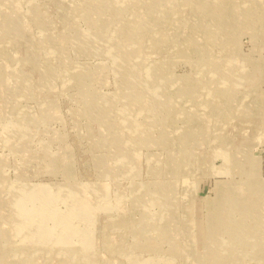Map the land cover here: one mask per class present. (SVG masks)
<instances>
[{
    "label": "rangeland",
    "instance_id": "rangeland-1",
    "mask_svg": "<svg viewBox=\"0 0 264 264\" xmlns=\"http://www.w3.org/2000/svg\"><path fill=\"white\" fill-rule=\"evenodd\" d=\"M84 2L90 3L88 0H0V28L7 16L18 18V25L0 33V75L23 74V79L33 85L15 87V77L10 75L5 87L0 88V264H23L26 258H31L32 264H105V261L132 264V258L137 256L149 259V264H211V261L264 264L262 256H248L245 251L232 250L236 252H233L235 258L220 261L208 254L205 240L211 228L208 229L209 214L204 206L206 198L209 201L215 198L219 184L226 186L228 192L245 180L235 170L224 172L227 157H235L229 152L241 158L248 153L257 159L256 174L251 179H264V0H157V15L150 17V12L146 13L150 8H135L140 12L137 17L143 20L141 29L145 28L137 40H127V45H141L139 56L145 64L154 63L155 67L156 63H163L160 65L168 78L164 87L169 94L166 97H173L177 105L170 117L166 108L149 105L154 119L168 124L148 127L147 137L152 142L140 145L125 142L116 113L123 105L120 99L109 102L113 107V113L107 117L113 122L111 129L105 126V120L99 124L92 121L98 118V107H104L102 99L121 91L119 87L123 83L119 73L113 70V59L107 52V38L117 36L112 28L114 24H95L108 18L109 9L104 5L103 10L88 12L83 9ZM116 2L107 0L108 5ZM223 2L231 6L230 12L224 9ZM76 6L80 7L77 13L73 9ZM237 6H244L245 10L235 12ZM67 12L73 16L66 19L62 27L66 32L52 49L48 31L61 32ZM43 13L50 23L40 17ZM226 13H230L231 20L216 29L213 14L218 18ZM236 14L243 20L242 24L235 18ZM76 29L86 36L98 29L100 32L97 31L92 45L81 46L70 37ZM209 55L213 60L208 59ZM226 70H230L228 75L224 74ZM190 87H193L190 97L181 93ZM150 91H143L145 97H150ZM83 98L97 105L88 114L79 113L85 105ZM148 113L142 109L134 115L145 122L152 119ZM91 125L92 129L88 130ZM190 128H197V133L192 130L191 138H186L184 132ZM164 131L166 139L162 143L158 139L164 137ZM117 133L122 140L115 138ZM185 138L188 142L183 144ZM51 158L55 164L50 170ZM177 159L179 166L173 171L170 165ZM240 162L245 165L246 159ZM70 183L84 188L88 200L94 203V206L89 204L94 213L74 219V233H63L62 240H58V233H62L56 223L58 215L69 212L70 202L73 203L65 190V184L72 186ZM100 185L104 193L99 195L92 188ZM161 185L169 194L171 205L175 204L173 207L162 195L153 193ZM14 188L15 195L26 191L27 195L34 192L35 197H27L23 203L11 207L8 202L13 200L16 204L15 199L9 200ZM44 189L48 191L50 215L41 222L39 217L43 213L38 211L43 210L40 201L44 197L38 199L36 195ZM139 193L142 200L135 203L133 195L140 196ZM261 194L251 190L244 193L247 198L238 202L248 209L232 213L234 220L242 217L249 225V230L242 234L248 244L259 242V237L264 242V233L260 231L264 224L259 225L263 215L259 217L260 213L250 208L261 206L264 202ZM146 211L150 218L141 224ZM119 216L126 225H108ZM187 217L192 226L189 237L182 229ZM26 218L36 219L48 236L43 245L23 254L21 247L36 232L15 228L20 219ZM84 232L91 236L90 248L84 246ZM187 239L191 243L184 245ZM137 241L143 247L133 248ZM119 243L123 244L121 248ZM202 251H205L203 255ZM197 257L201 263L196 261Z\"/></svg>",
    "mask_w": 264,
    "mask_h": 264
},
{
    "label": "bare ground",
    "instance_id": "bare-ground-1",
    "mask_svg": "<svg viewBox=\"0 0 264 264\" xmlns=\"http://www.w3.org/2000/svg\"><path fill=\"white\" fill-rule=\"evenodd\" d=\"M88 2H90L89 5H86V3L84 2V7L85 8L82 7L83 9L87 10L88 12L93 11V10H103L104 5H106L108 7V9H109L108 18L106 20H103V21L97 19L98 21L95 24L97 26L100 25V24L101 25H109V26L111 24H114L113 27L112 26L111 27L113 28V30L115 28L116 32H114V34H117V36H115V37H110L109 36L107 38V40L109 42V45H108L109 48L107 49V52H108V54L113 59V64H114L113 65V70H115V71H117L119 73V76H120V79H121V83H123L122 84L123 86L120 85V87H119V88H121V91H117L114 94H112V96H110V97H108L106 99H102V102L104 103V107H102L101 109H100V107H98L99 108L98 109L99 112H97V117L98 118H97V120H92V121H95L96 123H98L100 120H105V126L107 128H109V129H111L112 128L111 125H112L113 122H112V120L109 119L110 117L109 118H107V117L113 111V107L109 104V102L115 100V98H116V100L120 99V101H123V105H122L121 109H119L118 111H116V113L119 115V124L122 125L123 131H124L123 135H124V138H125V142H129L131 145H134V144H139L140 145V144H143V143H150L152 141L150 140V137H147L148 136L147 135L148 133H147V130L146 129L148 127H152V125L158 126L157 124H159V126H161V124H162V126L164 127V125L166 126L168 124V123H165L163 125V121H161L160 119H154L155 115H151L152 114V108L153 107H155V108H158V107L159 108L160 107L166 108L167 109L166 110V114H167V116L170 117L171 114H173L175 112L174 109H176L175 107H177V105L172 100L173 97L172 98H171V96L170 97H166V96H169V94L167 93V91L165 90L164 87L166 86V84H168L167 82H165L168 78H167V75H166V71L163 70L161 68V65H160V64H163V63L158 62V63L155 64V67H153L154 63L151 64V65L145 64V62L142 61V57L139 56L140 55V50H141V45H139L137 43H132V45H130L132 47L131 48L130 46L127 45V40H132V39H134V40L136 39L137 40V37L139 38L140 32H142V30L145 28V26H144V28L141 29V27L143 26L142 25L143 24V20L141 19L142 18L141 16L137 17L140 12L139 11H136L135 8L137 6L140 7V8H145V9H149L150 8V11H147L146 12L147 14L150 12L148 14V17H150L151 15H157V12H158L157 11V8H156L157 7V5H156L157 0H146L145 2H144V0H117V2L116 3H113L112 5H108L107 0H88ZM143 2H144V4H143ZM57 4L58 3L56 2V5ZM222 5H223L224 9L225 8L227 9V11L230 12L232 10L231 9V6H228L225 2H223ZM79 8H80L79 6H76L75 8L73 7V9L75 10V12H76V9L79 10ZM237 8H235V10L234 9L233 10L235 12L236 11L239 12V11L245 10V7L244 6H242V7L237 6ZM28 12L29 11H27V14H28ZM80 13H82V12H80ZM229 14L228 13L225 14L227 18H224L225 15H223V17H218L217 18L213 14L212 20L214 21V23H213L214 27L216 29H220L221 28L220 26H223V22L224 21L231 20V15L229 16ZM238 14H236V17L235 18L238 17L239 23L242 24L243 20L241 19L240 16H238ZM44 15L45 14L43 13V15H40V17L42 19H44L45 21H48V19H46L45 18L46 16H44ZM232 15H235V13H233ZM72 16H73V14L72 13H69V12H67V13L64 14V16H63L64 18H63L62 25H61V29L62 30L58 34L54 33L51 30L48 31L49 35L51 36V38H50L51 39V42L49 44L50 48L54 49V45L57 44L58 40L61 41L60 38H62V34H64V32H66V31H64V29L62 27H64L66 25L65 24L66 19H70ZM36 17H38V16H36ZM17 19L18 18H14V17H11V16L8 17L7 16V20L6 21L4 20L5 23H4L3 27L0 28V33H3V31L6 30L7 28H9L8 30H10L14 25H16V24L18 25V20ZM241 20H242V22H241ZM41 22H43V21L41 20ZM106 22H107V24H106ZM137 24H138V27L136 26ZM42 26L45 27V25H42ZM42 26H41V28H43ZM15 29H18L17 26H16ZM45 29H46V27H45ZM193 29H194V27H193ZM238 29H239V27H238ZM97 31L100 32L99 29ZM97 31H95L94 34H91L90 33L91 35L86 36V34L79 33V31L76 29L75 30V33H74V36H70V37H71V39H72L73 42H76V41L77 42H80L79 44L81 46H83V43H86V44L88 43V44H91L92 45L96 41V38L98 36ZM44 33H45V31H44ZM76 33H77V35L75 36ZM121 34H123V35H121ZM112 35H113V31H112ZM186 36H188V35H186ZM178 37H179V35H178ZM14 40H16V39H14ZM113 40L115 42H113ZM34 43H35V41H34ZM191 48H192V46H191ZM19 53H21V52H19ZM175 56L177 57V55H175ZM181 57H182V55H181ZM63 59H64V57H63ZM208 59L209 60H213V59H211L210 55L208 56ZM214 59H215V57H214ZM19 60L20 59H18V61ZM35 66H37V65H35ZM141 68L144 69L142 73L140 72ZM226 69H229V67L226 68ZM213 70H216V68H214ZM229 72H230V70H226L224 72V74L225 75H228ZM45 73L47 74V72H45ZM210 73H212V72H210ZM1 74H4V73H1ZM10 75L12 76L13 74L10 72V73H6L4 76L0 75V88L5 85L6 78H8ZM13 76L15 77V85H16L15 87H21V86H27V87H31V88L33 87L32 82H26V80L23 79V74L21 75L19 73H17V74L14 73ZM193 77H194V75H193ZM51 78H53V77H51ZM187 78H186V80H187ZM28 79H30V78H28ZM198 87H200V86H198ZM145 89L146 90L147 89L148 90H151L150 91L151 95H148L150 97H145V94L143 92ZM124 90H127V91L124 93V92H122ZM192 90H193V87H190L186 92H181V93H184V95L189 96V94H190V92ZM26 91H28V90L27 89H24V92H26ZM109 98H111V99L110 100H107ZM83 100L85 102V105L83 107H80L79 113L80 114H86V113L88 114V112L92 109V107L94 105H96V103L90 102V99L89 98H87V99H84L83 98ZM191 100H193V99H191ZM191 102H193V101H191ZM149 105H153L152 108H149ZM141 107H144V108H142L144 110V112H149L147 115L149 117H152V119H148L145 122L144 121L141 122L140 119H136V117H135L134 114L135 113H139L140 114L141 113V110H142ZM181 107H183V106H181ZM203 107L205 108V106H203ZM221 114H222V112H221ZM193 116H195V115H193ZM149 117H147V118H149ZM114 121H115V119H114ZM4 125H5V123H4ZM9 128H10V125H9ZM252 128H253V126H252ZM91 129H92V125H91L90 128L88 126V130H91ZM196 129L197 128H194V129H191L190 128L189 131L184 132L185 137L186 138H189L190 137V133H192L191 132L192 130H193V133L196 134L197 133V130ZM163 134H164V137L158 139V141H160L162 143H164L165 142V139H166V137H165V131H164ZM115 138H117L118 140H122L123 139L119 133H117L115 135ZM186 138L184 139V141L182 140L183 141V144H185V143L188 142V140ZM231 147H232V145H231ZM229 154H231L232 156H235V157H227V159L225 160L226 161V164H227V168L225 169L224 172H227V174H228L231 171L235 170L236 172H239L240 175L245 178V180H241V182H238L240 184H238L237 182H232V183H237V186L234 189L231 187L228 190V192L225 191L226 186H222L221 184H219V188H217V190H216L218 192L216 193L215 198L211 199L210 201L206 198L205 203H204V206H205V209L207 210V212L209 214V219H208L209 227H208V229L211 228V234L205 240L206 241L205 243H207L209 245V247H208L209 250H208V248H205V251H209L207 253L208 254H212L215 258H217V261L224 260V259H228V258H235L234 255H235L236 252L235 251H232V250H236L238 252L245 251V253L248 256L260 255V256H262L264 258V242L262 241L263 244L261 243V239L262 238L259 237V240H258V237H256L259 242H257V243L250 242L248 244L247 240L242 236V234L245 233L247 230H249L248 229L249 228L248 227L249 225H246L242 221V217L236 218L235 220L232 218V213L233 212H235V211H243V210H247L248 209V206H244V207H246V208H244V207L241 206V204L239 205L240 202H238L239 199L242 200L243 197H246V195H244V193L249 192L251 190V191H254V192H257V193H262L264 195V179L262 178L261 180H254V181H253V179H251V176H254L256 174L255 173V170H256V164H257V161L256 160L257 159L255 160L248 153H245L246 154V155H244L245 157H242V158L246 159V164L244 165V164H242L240 162L242 158L241 157H237L238 156L237 154H235L234 152H229ZM119 155H120V152L117 151V156L119 157ZM184 155L187 156V157L189 156L188 154H184ZM125 162L128 163L129 165L131 164V161L125 160ZM178 163H179L178 159L175 160V162L172 163V167L173 168L171 167V165H170V168L174 171L175 168L177 166H179ZM53 164H55V162H54V159L51 158V162L49 164L50 170H51V166ZM125 165L127 166V164H125ZM70 185H72V186H69L68 184H65V190L67 191L69 197L71 196L73 203L70 202V210H69V212H66L65 214H62V215H58V218H57L56 223L60 227V232H62V233H58L59 236L56 237V239H58V240H62V234L63 233L66 234V235L67 234H70V233H72V234L74 233V231H75L73 229L74 228V225H73L74 224L73 223V220L74 219H77V218L80 219L81 216H83V217H90L91 214H92V212H93V208L89 204H91V205L94 206V203H92L91 200H88L89 197L87 196V194H85L84 188H82V187L79 188V186L74 185V184H71V183H70ZM243 185H244V187H243ZM14 189H16V188H14ZM240 189H242L243 191H240ZM92 190H93V192H95L96 194H99V195L102 194V193H104V187H101V185L98 188H94L93 187ZM151 190H153V189H151ZM16 192H17V189L16 190H12V192L10 191V195L13 196V198L9 195L10 196V199L9 200L15 199V201H16V204H15V202H12L13 200L10 201V202H8L9 204H11V207H13L14 205L23 203V201H25V198H27V197L28 198H30V197L31 198H34L35 197L34 192H32L31 195L30 194L27 195L26 191L25 192L19 191L18 194L15 195ZM153 193H156V194L158 193L159 195H162L163 198L165 199V202L167 204H170L171 205V202H169V200H168L169 194H167V192H165V190H164V188H163L162 185L155 187ZM139 195H140V193H139ZM36 196H37L38 199L39 198L41 199V198L44 197V199L40 201L41 206H42L41 209H43V210L42 211H38V212H42L43 213L39 217V219H41V222H43L42 219H44L45 217H48L50 215L49 212H48V210L50 208L47 205L48 202H49V199L47 197L48 196V191L46 189H44L43 192L38 193ZM142 196H143L142 194L140 196H135V194H134L133 195L134 202L135 203L138 202V201L141 202ZM173 205H175V204L173 203ZM173 205H171V207H173ZM254 206L255 205H253L250 208H252L253 210H255L254 212L260 213V215H258L259 217L261 215H263L261 217L262 220H260L259 225L264 224V202L261 204V206H256V207H254ZM115 207L117 208V206H115ZM261 209H263L262 210L263 212L261 211ZM189 210H190V206H189ZM191 211L192 210H190V213H191ZM14 215L16 217H19V215H16L15 212H14ZM142 216H143V218H142V223L141 224L146 223L147 222V218H150L149 214H147V211L144 212V215H142ZM20 221H21V223L18 224V225H16V227H15L16 229H18V231H22L24 229L25 230L26 229L36 230L35 233H33L29 238H27L28 241L25 244H23V246L21 247V248H23L22 249V251H23L22 253L25 254L26 253V250H28V249L33 250V248L35 246L38 247V246L43 245L44 244V240L46 239V236H48V233L39 227V224H37L36 219L26 218V219H20ZM185 221H186V223L183 224L182 229L184 231V234L186 233V236L189 237L188 230H190L192 228V226H191V224L189 222L190 221V218L188 219V217H187V219ZM110 224H113L114 226L116 225L118 227L120 225H126V222H125L124 219H122L121 216H119L116 221H111V222H109L108 225H110ZM261 227H263V229L262 230L260 229V231L264 233V225H262ZM137 231H140V230L137 229ZM137 231H135L136 234H137ZM83 235H84V237L86 239V243H85L84 246H86V248H90L92 246V242H91V239H90L91 236H89V232H84ZM27 237H28V235H27ZM190 241L191 240H188L187 239V242H185L184 245H186V243H191ZM251 241L254 242V240H251ZM119 244H121V243H119ZM110 245L111 244L108 243V246H110ZM137 245H139V247H143V244H140L139 241H137V243H135V245L133 246V248H136ZM122 246H123V244L119 245L120 248ZM117 250H119V248H117ZM205 251H202V255H203V253H205ZM120 252H122V251H120ZM120 252H118V253H120ZM189 252H190V249H187L186 250V253H189ZM233 252H235V253H233ZM197 255L200 256V254H197ZM132 259H133V262L135 264H149V259H147V258L141 259V257L139 258L137 256L136 258H132ZM128 261H129V259H128ZM196 261L198 262L199 261V258L196 259ZM23 262H24L23 264H32V259L31 258H26V259H24ZM105 262H106L105 264H109L110 263V261L109 262L108 261H105ZM133 262H131V263L133 264ZM199 263H201V261H199ZM213 263H215V262L214 261H211V264H213Z\"/></svg>",
    "mask_w": 264,
    "mask_h": 264
}]
</instances>
